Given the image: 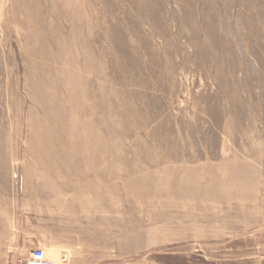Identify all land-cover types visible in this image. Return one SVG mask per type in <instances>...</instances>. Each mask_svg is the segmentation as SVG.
Instances as JSON below:
<instances>
[{
	"label": "rangeland",
	"instance_id": "obj_1",
	"mask_svg": "<svg viewBox=\"0 0 264 264\" xmlns=\"http://www.w3.org/2000/svg\"><path fill=\"white\" fill-rule=\"evenodd\" d=\"M264 264V0H0V264Z\"/></svg>",
	"mask_w": 264,
	"mask_h": 264
},
{
	"label": "built area",
	"instance_id": "obj_2",
	"mask_svg": "<svg viewBox=\"0 0 264 264\" xmlns=\"http://www.w3.org/2000/svg\"><path fill=\"white\" fill-rule=\"evenodd\" d=\"M9 264H55L53 261L47 259L46 253L41 248H36L31 251V254L26 259H20L10 262Z\"/></svg>",
	"mask_w": 264,
	"mask_h": 264
}]
</instances>
